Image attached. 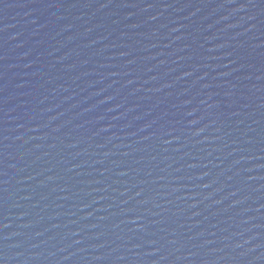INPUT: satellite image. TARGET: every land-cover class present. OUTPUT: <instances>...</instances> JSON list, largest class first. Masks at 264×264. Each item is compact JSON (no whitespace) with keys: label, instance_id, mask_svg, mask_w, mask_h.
<instances>
[{"label":"water","instance_id":"1","mask_svg":"<svg viewBox=\"0 0 264 264\" xmlns=\"http://www.w3.org/2000/svg\"><path fill=\"white\" fill-rule=\"evenodd\" d=\"M0 264H264V0H0Z\"/></svg>","mask_w":264,"mask_h":264}]
</instances>
